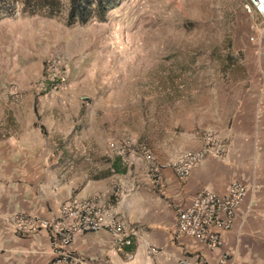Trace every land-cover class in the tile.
<instances>
[{
	"label": "rangeland",
	"instance_id": "1",
	"mask_svg": "<svg viewBox=\"0 0 264 264\" xmlns=\"http://www.w3.org/2000/svg\"><path fill=\"white\" fill-rule=\"evenodd\" d=\"M245 1L122 0L105 22L67 26L63 18L25 15L13 0L11 15L0 16V102H21L29 136L43 114L41 134L50 137L48 154L15 157L33 162L25 172L36 176L43 164L97 178L111 160L133 170L140 144L166 163L193 151L178 149L194 133L210 135L220 153L209 156L223 158L232 114L264 62V20L247 15ZM31 104L41 111L32 125ZM12 157L0 154V182L15 171Z\"/></svg>",
	"mask_w": 264,
	"mask_h": 264
},
{
	"label": "crops",
	"instance_id": "2",
	"mask_svg": "<svg viewBox=\"0 0 264 264\" xmlns=\"http://www.w3.org/2000/svg\"><path fill=\"white\" fill-rule=\"evenodd\" d=\"M255 73V77L249 73L251 84L232 114L234 130L228 135L233 136V141L224 157L206 156L186 179L168 169L154 175L149 165L138 158L133 170L124 171H120L116 160H111L105 173L97 178H90L89 172L68 177L35 162L40 172L33 176L29 173L33 162L27 166L15 157L20 153L36 155L39 150L48 154L50 137L41 134V125L45 127L41 122L43 114L39 120L35 118L39 131L29 136L21 127V102L2 100L0 131L7 126L11 132L6 139L0 135V154L13 155L10 159L14 162L9 163L14 164L15 171L5 174L6 181L0 182V211L50 217L67 200H89L109 208L127 229L134 231L131 246L123 248L114 245L107 230L78 235L68 249L81 259V264H176L180 260L196 264H264V62ZM40 101L42 110L53 111L52 103ZM36 113L41 115L33 104L29 105L30 125ZM201 140L196 133L187 135L178 152L200 149ZM232 181L242 182L247 194L234 214L232 227L222 233L220 247L211 250L200 241L178 234V213L197 193L207 189L221 194ZM53 259L45 231L21 235L3 228L0 264H49Z\"/></svg>",
	"mask_w": 264,
	"mask_h": 264
},
{
	"label": "built area",
	"instance_id": "3",
	"mask_svg": "<svg viewBox=\"0 0 264 264\" xmlns=\"http://www.w3.org/2000/svg\"><path fill=\"white\" fill-rule=\"evenodd\" d=\"M247 15H256L264 20V0H246L242 5ZM204 147L199 150L184 151L174 160L158 163L145 145L135 148L138 159L145 160L154 175L161 170H171L177 177L186 179L203 159L220 149H213L210 135L202 137ZM211 146V147H210ZM134 153V152H133ZM247 188L241 182L230 183L221 194L211 190H201L190 204L178 213L176 229L178 234L204 243L213 250L222 245V233L232 227L236 210L246 198ZM0 231L4 229L13 234L30 235L43 230L53 250L54 259L49 264H81V259L72 255L68 247L78 235L107 230L113 237L117 248L132 244L133 230L127 229L123 222L107 207H100L89 200L70 199L61 204L57 214L50 217L37 215L4 214L0 211ZM176 264H196L180 260Z\"/></svg>",
	"mask_w": 264,
	"mask_h": 264
},
{
	"label": "trees",
	"instance_id": "4",
	"mask_svg": "<svg viewBox=\"0 0 264 264\" xmlns=\"http://www.w3.org/2000/svg\"><path fill=\"white\" fill-rule=\"evenodd\" d=\"M13 0H0V16H10ZM17 1V0H16ZM25 15L63 18L67 26L105 22L108 13L122 0H19ZM4 14H3V13ZM120 160L119 157H117ZM118 162V161H117ZM118 169V167H116Z\"/></svg>",
	"mask_w": 264,
	"mask_h": 264
}]
</instances>
